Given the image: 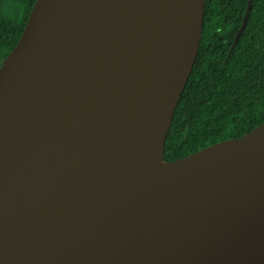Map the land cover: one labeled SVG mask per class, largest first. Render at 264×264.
Instances as JSON below:
<instances>
[{"label": "water", "instance_id": "1", "mask_svg": "<svg viewBox=\"0 0 264 264\" xmlns=\"http://www.w3.org/2000/svg\"><path fill=\"white\" fill-rule=\"evenodd\" d=\"M205 5L35 1L0 68V264H264V123L142 170Z\"/></svg>", "mask_w": 264, "mask_h": 264}, {"label": "trees", "instance_id": "2", "mask_svg": "<svg viewBox=\"0 0 264 264\" xmlns=\"http://www.w3.org/2000/svg\"><path fill=\"white\" fill-rule=\"evenodd\" d=\"M36 0H0V68ZM206 0L203 36L176 108L163 159L170 162L264 123V0Z\"/></svg>", "mask_w": 264, "mask_h": 264}, {"label": "bare ground", "instance_id": "3", "mask_svg": "<svg viewBox=\"0 0 264 264\" xmlns=\"http://www.w3.org/2000/svg\"><path fill=\"white\" fill-rule=\"evenodd\" d=\"M165 168V161L163 160L162 152L159 147L152 149L145 161L142 163V170L148 174H154Z\"/></svg>", "mask_w": 264, "mask_h": 264}]
</instances>
